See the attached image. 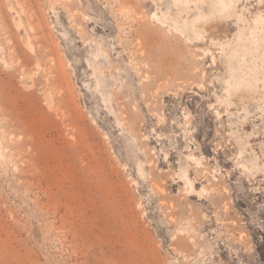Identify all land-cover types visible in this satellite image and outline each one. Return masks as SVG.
Instances as JSON below:
<instances>
[{
    "label": "rangeland",
    "instance_id": "obj_1",
    "mask_svg": "<svg viewBox=\"0 0 264 264\" xmlns=\"http://www.w3.org/2000/svg\"><path fill=\"white\" fill-rule=\"evenodd\" d=\"M230 7L0 0V264H264V102L226 94L264 0Z\"/></svg>",
    "mask_w": 264,
    "mask_h": 264
},
{
    "label": "bare ground",
    "instance_id": "obj_2",
    "mask_svg": "<svg viewBox=\"0 0 264 264\" xmlns=\"http://www.w3.org/2000/svg\"><path fill=\"white\" fill-rule=\"evenodd\" d=\"M237 0H213V7L218 11L219 15H223L229 8L231 9L230 6H234L235 2ZM18 4V3H17ZM211 6V5H210ZM213 9V8H211ZM232 10V9H231ZM24 13V12H23ZM214 13V12H213ZM210 13V14H213ZM233 13V12H232ZM230 15V14H229ZM239 15V14H238ZM19 16V15H18ZM201 16V14H200ZM211 16V15H210ZM217 16V15H216ZM203 17V16H201ZM213 17V16H212ZM222 17V16H221ZM227 17V16H226ZM236 17V16H235ZM243 18V17H242ZM237 20V19H236ZM22 22V20H21ZM193 22V21H192ZM191 22V23H192ZM19 23V22H18ZM28 23V22H27ZM18 27V25H16ZM23 26V25H22ZM188 26V24H187ZM264 19L263 18H255L254 19V26L249 29V32L247 34H239L237 35V54H240L242 57L241 59L243 60L247 54H252L257 53L258 50L262 55L264 54ZM30 27V26H29ZM189 27V26H188ZM194 27V26H193ZM33 30V28H31ZM190 31V28H189ZM241 31V30H238ZM191 33V32H190ZM182 34V33H181ZM198 34V33H197ZM25 39V37H24ZM29 39V38H28ZM27 40V39H26ZM2 42V41H1ZM29 42V41H27ZM4 43V42H2ZM26 44V43H25ZM30 44V42H29ZM230 44V43H229ZM31 45V44H30ZM228 45V44H225ZM235 45V44H233ZM32 46V45H31ZM27 48V47H26ZM33 48V46H32ZM227 48V47H226ZM4 49V47H3ZM33 50V49H32ZM227 50V49H226ZM236 50V49H235ZM225 51V50H224ZM32 52V51H31ZM233 52V51H232ZM231 52V53H232ZM223 53V52H222ZM235 54V53H234ZM251 55V56H252ZM231 56V55H230ZM256 56V55H255ZM253 56V57H255ZM235 58V56H234ZM256 58V57H255ZM254 60L256 61V59ZM259 58V56H258ZM261 58V57H260ZM4 59V57H3ZM229 59V57H228ZM249 59V58H248ZM5 60V59H4ZM240 60V59H239ZM258 60V59H257ZM264 60V58H263ZM250 61V60H249ZM252 62V61H251ZM8 62L5 64L7 65ZM18 64V63H17ZM245 64V63H244ZM251 64V63H250ZM246 67V66H245ZM245 67H240L239 72L242 75H246L247 77L240 78V82H237V89L231 90L229 93V96H231L233 93L237 91V94L239 92H248L251 93L254 96V100L257 101H262L264 102V66L263 64L257 63L253 68H245ZM22 71V70H21ZM48 72V71H47ZM236 75V74H235ZM48 76V75H47ZM52 78V77H51ZM229 79V78H228ZM236 79V78H235ZM46 80H48L46 78ZM24 86V85H23ZM31 87V86H30ZM27 88V87H26ZM47 90V88H46ZM51 93V92H50ZM52 94V93H51ZM52 96V95H51ZM53 99V98H52ZM54 101V100H53ZM188 156V155H187ZM192 157V156H191ZM187 159V158H186ZM244 165V164H243ZM185 168V167H184ZM181 172V170H179ZM197 179V178H196ZM215 180V179H214ZM188 183V182H186ZM191 185V184H190ZM192 186V185H191ZM189 191V190H188ZM227 207V206H226ZM225 207V208H226ZM227 210V209H226Z\"/></svg>",
    "mask_w": 264,
    "mask_h": 264
}]
</instances>
